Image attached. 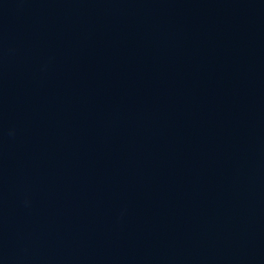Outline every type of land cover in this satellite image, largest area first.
<instances>
[{"label": "water", "instance_id": "95a60500", "mask_svg": "<svg viewBox=\"0 0 264 264\" xmlns=\"http://www.w3.org/2000/svg\"><path fill=\"white\" fill-rule=\"evenodd\" d=\"M0 264H264V0H0Z\"/></svg>", "mask_w": 264, "mask_h": 264}]
</instances>
